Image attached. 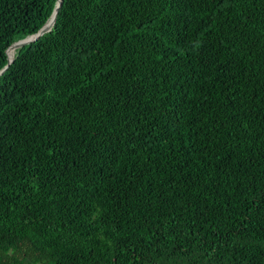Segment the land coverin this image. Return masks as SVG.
<instances>
[{"label":"trees","instance_id":"1","mask_svg":"<svg viewBox=\"0 0 264 264\" xmlns=\"http://www.w3.org/2000/svg\"><path fill=\"white\" fill-rule=\"evenodd\" d=\"M0 0V264H264V0ZM4 57V62H3Z\"/></svg>","mask_w":264,"mask_h":264},{"label":"water","instance_id":"2","mask_svg":"<svg viewBox=\"0 0 264 264\" xmlns=\"http://www.w3.org/2000/svg\"><path fill=\"white\" fill-rule=\"evenodd\" d=\"M51 4H52V0H51ZM58 7L56 9L53 8L52 19H51V22L48 25H46L44 28H42L36 34L31 35L29 37H26L23 40L17 41L15 43H12L11 45H9L7 47V49L4 51V56L7 55L10 51H14V50L19 49V48H23V47H26V46H30L33 43H35L38 39H40L42 36L48 34L52 30V28H53L55 19L57 17ZM3 62H4V57H3ZM11 63H12V56L9 59V62L7 64H5V62H4V67L0 71V77H2L5 74V72L7 71V69L9 68V66L11 65Z\"/></svg>","mask_w":264,"mask_h":264},{"label":"bare ground","instance_id":"3","mask_svg":"<svg viewBox=\"0 0 264 264\" xmlns=\"http://www.w3.org/2000/svg\"><path fill=\"white\" fill-rule=\"evenodd\" d=\"M54 1V0H53ZM59 2H60V0H58V3H57V5H56V8L59 6ZM55 8V5H54V9H56ZM12 53H13V51H12ZM10 55H11V52H10ZM12 56V55H11ZM11 56H10V58H11ZM6 64V63H5Z\"/></svg>","mask_w":264,"mask_h":264}]
</instances>
